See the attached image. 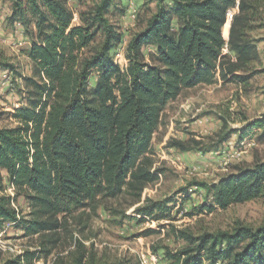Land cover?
<instances>
[{
    "label": "trees",
    "instance_id": "trees-1",
    "mask_svg": "<svg viewBox=\"0 0 264 264\" xmlns=\"http://www.w3.org/2000/svg\"><path fill=\"white\" fill-rule=\"evenodd\" d=\"M7 1L10 21L22 23L31 37L27 53L40 80L26 78L29 103L12 113L17 125L0 126V187L6 172L17 191L25 193L30 209L20 214L11 207L12 198L1 195L0 225L14 223L25 235L44 239L38 250H24L1 264H36L51 253L58 241L53 235L74 209L125 191L141 198L144 188L158 179L152 168V137L164 108L183 89L217 81L248 83L264 41V36L253 35L264 27L263 4L154 0V11L126 45L127 64L121 67L111 53L122 39V30L109 19L113 0H81L90 5L77 23L65 0ZM235 7L226 39L223 26ZM97 36L100 42L85 54ZM0 67L13 66L0 57ZM236 120L241 126L230 128L220 141L231 133L244 138L256 130L264 139V114L253 119L241 114ZM171 145L186 149L181 141ZM207 188L213 200L202 211L264 197V159ZM173 200L145 198L133 213L171 219ZM179 234L194 246L167 252L170 264H205L204 259L207 264H264V225H237L196 237ZM77 245L81 250L72 264H85L87 252Z\"/></svg>",
    "mask_w": 264,
    "mask_h": 264
},
{
    "label": "rangeland",
    "instance_id": "rangeland-1",
    "mask_svg": "<svg viewBox=\"0 0 264 264\" xmlns=\"http://www.w3.org/2000/svg\"><path fill=\"white\" fill-rule=\"evenodd\" d=\"M258 1L263 4L260 22L264 24V0ZM65 2L74 23L90 5L89 1L81 0ZM155 6L154 0H113L109 19L122 30V39L111 53L121 67L127 64L125 49L129 39L145 24ZM237 10L235 7L229 11L228 33L231 15ZM11 12L10 3L1 1L0 57L13 66L11 69L0 67V126L7 127L17 125L12 116L15 109L29 103L31 88L26 78L40 80L33 74L32 60L27 53L31 37L22 23L10 21ZM228 33L224 35L226 39ZM253 35L264 36V27ZM100 40L97 36L96 42L84 53L89 54ZM258 48L260 59L251 64L255 74L247 84L218 81L198 84L183 89L166 105L152 137V168L158 172V179L144 188L141 198L125 191L115 198L99 196L90 205L74 209L63 218L62 227L53 235L58 241L51 253L36 264H72L81 250L78 242L87 252L85 264H91V258L92 264L120 261L124 264H170L167 252L194 246L179 236L180 231L196 237L206 232L232 231L237 225L263 226L264 197L231 204L225 209L201 210L213 200L208 186L264 159V139H260L258 130L244 138H240L239 133H231L220 141L230 128L241 126L236 120L241 114L249 119L264 114V41ZM90 80L91 85L93 78ZM173 141L183 142L186 149L171 145ZM1 195L10 196L11 207L20 214L27 215L30 211L25 193L13 188L6 172H3ZM168 197H174L171 219L154 220L133 213L145 198L163 200ZM0 237V264L24 250H38L44 239L39 234L25 235L10 222L0 225ZM204 262L207 264L206 259ZM215 264L227 262L219 260Z\"/></svg>",
    "mask_w": 264,
    "mask_h": 264
},
{
    "label": "bare ground",
    "instance_id": "bare-ground-1",
    "mask_svg": "<svg viewBox=\"0 0 264 264\" xmlns=\"http://www.w3.org/2000/svg\"><path fill=\"white\" fill-rule=\"evenodd\" d=\"M228 24L229 23H226L225 26H223V35H227V33H228V26H229Z\"/></svg>",
    "mask_w": 264,
    "mask_h": 264
},
{
    "label": "built area",
    "instance_id": "built-area-1",
    "mask_svg": "<svg viewBox=\"0 0 264 264\" xmlns=\"http://www.w3.org/2000/svg\"><path fill=\"white\" fill-rule=\"evenodd\" d=\"M13 188H14V186H13ZM0 241H1V237H0Z\"/></svg>",
    "mask_w": 264,
    "mask_h": 264
}]
</instances>
